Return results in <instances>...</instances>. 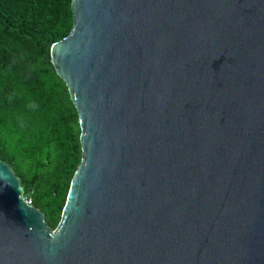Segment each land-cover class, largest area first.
Returning <instances> with one entry per match:
<instances>
[{
    "label": "water",
    "instance_id": "1",
    "mask_svg": "<svg viewBox=\"0 0 264 264\" xmlns=\"http://www.w3.org/2000/svg\"><path fill=\"white\" fill-rule=\"evenodd\" d=\"M71 10L82 160L54 230L0 160V264H264V0Z\"/></svg>",
    "mask_w": 264,
    "mask_h": 264
},
{
    "label": "trees",
    "instance_id": "2",
    "mask_svg": "<svg viewBox=\"0 0 264 264\" xmlns=\"http://www.w3.org/2000/svg\"><path fill=\"white\" fill-rule=\"evenodd\" d=\"M72 0H0V160L57 228L82 160L81 128L51 47L73 27Z\"/></svg>",
    "mask_w": 264,
    "mask_h": 264
},
{
    "label": "built area",
    "instance_id": "3",
    "mask_svg": "<svg viewBox=\"0 0 264 264\" xmlns=\"http://www.w3.org/2000/svg\"><path fill=\"white\" fill-rule=\"evenodd\" d=\"M24 200H25L29 205H32V204H31V201H30L29 199H27V198L24 197Z\"/></svg>",
    "mask_w": 264,
    "mask_h": 264
},
{
    "label": "rangeland",
    "instance_id": "4",
    "mask_svg": "<svg viewBox=\"0 0 264 264\" xmlns=\"http://www.w3.org/2000/svg\"><path fill=\"white\" fill-rule=\"evenodd\" d=\"M28 199V198H27Z\"/></svg>",
    "mask_w": 264,
    "mask_h": 264
}]
</instances>
